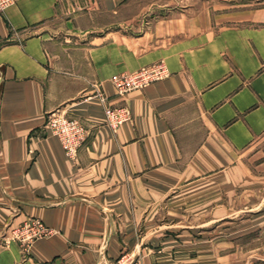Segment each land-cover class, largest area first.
<instances>
[{
	"label": "crops",
	"instance_id": "1",
	"mask_svg": "<svg viewBox=\"0 0 264 264\" xmlns=\"http://www.w3.org/2000/svg\"><path fill=\"white\" fill-rule=\"evenodd\" d=\"M160 60L168 77L116 95L113 75ZM104 96L132 121L111 128ZM53 111L91 129L76 163ZM263 136L264 0H17L0 13V264H114L167 213L215 209Z\"/></svg>",
	"mask_w": 264,
	"mask_h": 264
},
{
	"label": "rangeland",
	"instance_id": "2",
	"mask_svg": "<svg viewBox=\"0 0 264 264\" xmlns=\"http://www.w3.org/2000/svg\"><path fill=\"white\" fill-rule=\"evenodd\" d=\"M239 167L234 183L217 185L215 209L202 210L193 220L189 212L163 214L164 226L146 231V238L139 230L143 244L127 246L114 264H264V136L244 151ZM182 251L192 259L182 258ZM157 253L168 259L153 260Z\"/></svg>",
	"mask_w": 264,
	"mask_h": 264
},
{
	"label": "built area",
	"instance_id": "3",
	"mask_svg": "<svg viewBox=\"0 0 264 264\" xmlns=\"http://www.w3.org/2000/svg\"><path fill=\"white\" fill-rule=\"evenodd\" d=\"M17 0H0V13L16 4ZM170 75L164 61L147 64L132 72H120L111 77V83L115 88L116 95H123L133 90H142L147 86L158 82ZM106 103L104 114L106 122L111 128L116 129L119 124L132 121L133 116L126 106L113 107L107 104V97H101ZM45 128L51 130L62 144L67 158L72 162L78 161L79 149L85 144L91 135V129L79 117H73L65 111H53L47 114ZM23 236L26 239L38 238L47 233L43 222L39 219L34 222L32 228L24 227Z\"/></svg>",
	"mask_w": 264,
	"mask_h": 264
}]
</instances>
